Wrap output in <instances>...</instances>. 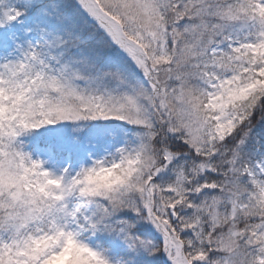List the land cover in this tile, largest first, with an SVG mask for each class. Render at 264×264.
Instances as JSON below:
<instances>
[{
	"label": "snow or ice",
	"instance_id": "snow-or-ice-1",
	"mask_svg": "<svg viewBox=\"0 0 264 264\" xmlns=\"http://www.w3.org/2000/svg\"><path fill=\"white\" fill-rule=\"evenodd\" d=\"M0 264H264V0H0Z\"/></svg>",
	"mask_w": 264,
	"mask_h": 264
}]
</instances>
